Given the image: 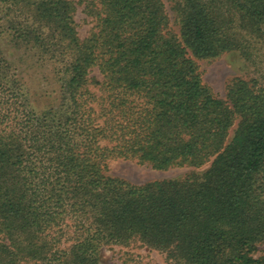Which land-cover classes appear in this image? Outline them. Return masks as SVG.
Segmentation results:
<instances>
[{
    "label": "trees",
    "instance_id": "1",
    "mask_svg": "<svg viewBox=\"0 0 264 264\" xmlns=\"http://www.w3.org/2000/svg\"><path fill=\"white\" fill-rule=\"evenodd\" d=\"M172 1L180 38L163 0H84L80 39L71 0H0L3 42L54 87L35 100L0 44V264H101L135 243L169 264H264V0ZM188 53L237 54L252 76L224 101ZM118 159L210 165L136 187L107 176Z\"/></svg>",
    "mask_w": 264,
    "mask_h": 264
},
{
    "label": "rangeland",
    "instance_id": "2",
    "mask_svg": "<svg viewBox=\"0 0 264 264\" xmlns=\"http://www.w3.org/2000/svg\"><path fill=\"white\" fill-rule=\"evenodd\" d=\"M75 3L76 12L74 15L77 23V32L80 39H85L93 26L91 17L84 13V0H71ZM167 15L169 17V29L180 38L179 16L174 8L172 0H163ZM0 37V44L3 51L8 55L16 67L23 70L22 77L32 93H35V100L40 102V96L47 90L50 93L54 87L44 81L40 71L29 66L19 65V52L10 49ZM188 56L193 59L197 66L203 83L209 87L212 93L224 101L228 84L236 78L248 80L252 76V70L246 66L244 61L237 54H225L214 60H200L194 58L190 53ZM39 69V68H38ZM91 80H101L97 69H92L89 75ZM56 89V87H55ZM90 90L95 91L94 86ZM237 124L233 126L229 133L228 142L233 138ZM210 163L199 169L192 168H172L166 171L153 170L150 166L140 165L129 160H110L107 164V176L124 181L132 186L140 187L147 184L161 182L164 180H174L184 178L188 174L202 173L209 167ZM62 244L60 247H67ZM258 256H264V244L258 247ZM101 264H169L165 254L145 249L139 244L122 246H104L100 250Z\"/></svg>",
    "mask_w": 264,
    "mask_h": 264
}]
</instances>
